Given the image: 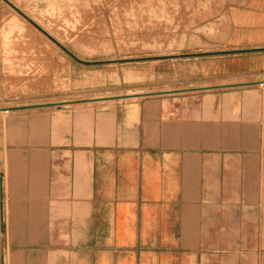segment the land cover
I'll list each match as a JSON object with an SVG mask.
<instances>
[{
    "label": "crops",
    "instance_id": "1",
    "mask_svg": "<svg viewBox=\"0 0 264 264\" xmlns=\"http://www.w3.org/2000/svg\"><path fill=\"white\" fill-rule=\"evenodd\" d=\"M252 12L196 57L204 78L256 79L143 101L133 121L63 110L24 170L11 147L3 264H264V8Z\"/></svg>",
    "mask_w": 264,
    "mask_h": 264
},
{
    "label": "rangeland",
    "instance_id": "2",
    "mask_svg": "<svg viewBox=\"0 0 264 264\" xmlns=\"http://www.w3.org/2000/svg\"><path fill=\"white\" fill-rule=\"evenodd\" d=\"M11 1L87 61L197 53L223 46L230 43L234 30L243 27L244 14L264 8L256 6L262 0ZM37 28L0 0L3 179H8L10 173L11 147L13 158L22 164L19 170H24L27 147L31 151L32 145L42 141L51 117L58 119L63 110L67 114L89 110L119 113L133 121L143 101L186 102L214 91L201 86L257 78H204L201 58L196 56L85 64ZM84 99L98 100L79 102ZM57 102L64 107L45 105ZM2 238L0 235V244Z\"/></svg>",
    "mask_w": 264,
    "mask_h": 264
},
{
    "label": "water",
    "instance_id": "3",
    "mask_svg": "<svg viewBox=\"0 0 264 264\" xmlns=\"http://www.w3.org/2000/svg\"><path fill=\"white\" fill-rule=\"evenodd\" d=\"M6 1H8L24 17H26L36 27H38L41 31H43L49 38H51L55 43H57L60 47H62L66 52H68L70 55H72L76 60H78L81 63H85V64H98V63H107V62H116V61H125V60H135V59L137 60V59H148V58H168V57H177V56H197V55L205 54L204 52H199V53L163 55V56H154V57L128 58V59L97 60V61H87V60H83V59L79 58L75 53H73L69 48H67L65 45H63L57 38H55L52 34H50L46 29H44L41 25H39L31 17H29L25 12H23L21 9H19L15 4H13L12 2H10V0H6ZM223 52H229V51H223ZM166 92H168V91H166ZM110 98H113V97H110ZM89 100H98V99H84V100H79V102H81V101H89ZM45 105H57L59 108H63L62 102L47 103ZM11 108H13V107H10L9 109H11ZM14 108H20V107H14ZM4 109L5 108H3L2 110H4Z\"/></svg>",
    "mask_w": 264,
    "mask_h": 264
},
{
    "label": "bare ground",
    "instance_id": "4",
    "mask_svg": "<svg viewBox=\"0 0 264 264\" xmlns=\"http://www.w3.org/2000/svg\"><path fill=\"white\" fill-rule=\"evenodd\" d=\"M6 1V0H5ZM81 1V0H80ZM7 3H9L8 1H6ZM10 2H12L13 4H15L13 1L10 0ZM10 4V3H9ZM11 5V4H10ZM16 5V4H15ZM12 6V5H11ZM19 9H21L18 5H16ZM13 7V6H12ZM22 10V9H21ZM23 11V10H22ZM19 12V11H18ZM25 12V11H23ZM27 14V13H26ZM29 16V14H27ZM31 17V16H29ZM26 18V17H25ZM32 18V17H31ZM27 19V18H26ZM34 20V19H33ZM35 21V20H34ZM38 23V22H37ZM39 24V23H38ZM44 28V27H43ZM38 29V28H37ZM41 31V30H40ZM43 32V31H42ZM44 33V32H43ZM50 33V32H49ZM51 34V33H50ZM53 42V41H52ZM100 99V98H99ZM64 107V105H62Z\"/></svg>",
    "mask_w": 264,
    "mask_h": 264
}]
</instances>
